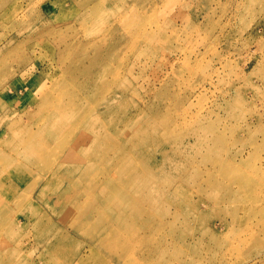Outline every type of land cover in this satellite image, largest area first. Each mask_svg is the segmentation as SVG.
<instances>
[{
    "label": "rangeland",
    "instance_id": "374dc122",
    "mask_svg": "<svg viewBox=\"0 0 264 264\" xmlns=\"http://www.w3.org/2000/svg\"><path fill=\"white\" fill-rule=\"evenodd\" d=\"M0 173V264H264V0H0Z\"/></svg>",
    "mask_w": 264,
    "mask_h": 264
},
{
    "label": "bare ground",
    "instance_id": "6f19581e",
    "mask_svg": "<svg viewBox=\"0 0 264 264\" xmlns=\"http://www.w3.org/2000/svg\"><path fill=\"white\" fill-rule=\"evenodd\" d=\"M55 120V121H54ZM60 119H59V117L58 116H56V115H54V116H52V117H50V118H48V119H46L45 120V122H46V125H45V128L43 127V125H41V128H40V130H46L49 126H51V125H54V128H48V131H55L56 133H58V134H65V131H67V130H70L71 129V127L69 126V125H67V124H63L61 121H59ZM54 123V124H53ZM111 127H112V129H115V130H118L119 129V125H111ZM42 132V131H41ZM115 133L117 134V136L118 137H122L123 136V132L121 131V130H119V131H115ZM29 135H31V132H28V134H24V136H29ZM132 136V138H135L137 141L138 140H140L141 139V137H139L138 135H137V133L136 134H134V135H131ZM92 137H89L88 136V134H87V132H84V134H83V138L81 139V141L80 142H82V145H83V147L85 148V147H87V148H90L91 147V145L93 146V141H92V139H91ZM77 139H79L80 140V138H78V137H74V142L77 140ZM28 143H29V145H33V147H32V149L30 148V146L29 145H27V153L29 154V156H34L35 158H36V161H39L38 163H40L41 165H43L44 163H48L50 160L49 159H52V158H54V157H56V148H52V150H49L48 152L47 151H45L44 150V152H42V154L41 153H39L38 154V152H39V147H38V145H37V143H34L33 142V140H28ZM48 144H50V145H52V143H48ZM116 148H118L119 150H123V148H125V145H124V142L123 141H120L118 144H116ZM139 148V147H138ZM97 150H99V151H102V152H104V153H107L108 151H110L111 150V147H110V144H108V143H101V144H99L98 146H97ZM13 152L16 154L17 153V151L15 150V149H13ZM71 157H73L71 154H67V156H66V158H68V159H70ZM12 158H14V157H12ZM76 158V157H75ZM29 161H28V163L30 162V163H32V161L34 160V159H28ZM75 160V159H74ZM79 162L80 163H77L78 165H80V164H84V170H83V172H84V174L86 173V171L91 167V166H95V163H98V161L95 159H86V158H84L83 160L82 159H79ZM104 163H106L105 164V167L106 168H109V167H111V166H113L114 165V163H119L118 161H114V160H107V161H104ZM147 164L148 165H150V160H147ZM27 165V164H26ZM30 165H32V166H30ZM30 165H27V167H32V168H34V169H36L38 172H39V170H40V172H41V174H40V176H42L41 177V179H42V181H45L46 179H48L49 178V176H48V170H46V167H45V164L42 166V167H35V164L34 163H32V164H30ZM15 166L16 167H19V166H21L19 163H16L15 164ZM86 167V168H85ZM45 170V171H44ZM153 171H152V168L150 169V171H149V175H150V177L151 176H153V173H152ZM2 177V175H1V173H0V178ZM104 179H105V177H103V179H101L100 180V177H97V178H95L93 181H91L87 186H86V188L88 189V191H91V190H93V187L94 186H96V185H98V184H100V183H102V182H104ZM70 180V179H69ZM76 181H78V180H76ZM76 181H74V183H73V185H75L76 184ZM107 186H109V183H104V185H103V188H102V190L104 189V188H106ZM14 189V188H13ZM12 189V190H13ZM11 190V191H12ZM10 192H8V194H9ZM98 196H99V198L100 199H98V197H97V194L96 193H94L93 194V198H94V204L95 203H100V200L102 199V193L101 192H98ZM16 196H12V202H11V206H17L18 204V202H19V199L17 198H15ZM123 198H127L126 196H124ZM141 202H142V200H141ZM2 206V210L0 209V212L1 213H3V218L2 219H0V228H1V226H2V221H5L4 220V218H6V217H8V214H7V212L9 211V210H11L12 209V207L11 206H9V205H1ZM74 207V205H72L71 207H69V210L71 211V209ZM6 210H7V212H6ZM12 219V218H11Z\"/></svg>",
    "mask_w": 264,
    "mask_h": 264
}]
</instances>
